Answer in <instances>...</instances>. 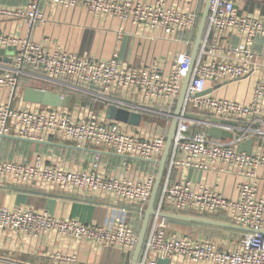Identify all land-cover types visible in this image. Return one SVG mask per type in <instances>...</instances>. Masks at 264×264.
<instances>
[{
  "label": "built area",
  "instance_id": "2783aa9c",
  "mask_svg": "<svg viewBox=\"0 0 264 264\" xmlns=\"http://www.w3.org/2000/svg\"><path fill=\"white\" fill-rule=\"evenodd\" d=\"M45 2L85 6L93 15L117 17L183 48L164 70L159 63L130 64L117 53L105 61L0 34V48L15 47L14 54L0 55V91L6 95L0 100V154L3 137L37 143L53 137L121 157V173L113 175L101 170L100 152L87 169L66 167L42 153H35L30 162L0 159V187L32 185L107 195L134 207L143 220L177 99L191 71L166 174L137 264H158L161 258L170 259V264H264V194L259 181V170L264 169V0H210L192 69L199 9L171 6L166 0H32L25 7L0 4V18H19L32 27L44 20ZM24 79L62 98L70 96L71 104L25 101ZM208 82L211 92L203 94ZM240 82L252 87L248 100L227 94ZM111 106L141 114L140 125L107 118L103 110ZM211 128L232 136L214 138L207 132ZM251 138L255 140L252 151H240V145ZM132 160L150 168L138 167L135 175ZM190 170L196 172L195 180L174 178L176 171L188 174ZM200 171L215 174L214 182L197 181ZM228 175L236 178L235 196H226L220 186L219 180ZM164 213L201 218L222 214L250 231H243L232 244H222L176 230ZM0 228L33 237L57 233L132 255L139 239V228L123 221L113 227L84 224L21 207L0 206ZM59 258L65 263L77 260L75 254Z\"/></svg>",
  "mask_w": 264,
  "mask_h": 264
},
{
  "label": "crops",
  "instance_id": "0c3cea01",
  "mask_svg": "<svg viewBox=\"0 0 264 264\" xmlns=\"http://www.w3.org/2000/svg\"><path fill=\"white\" fill-rule=\"evenodd\" d=\"M31 1L0 0V4L25 7ZM145 1L155 2L156 0ZM166 2L171 6L199 9L202 12L206 0H201L199 3L193 0H166ZM42 7L44 20L32 27L19 18H0V34L30 39L49 49L55 48L79 55H90L105 61L117 53L120 59L130 64L159 63L164 70L172 66L176 53L183 48L176 42L156 38L150 31L131 23H124L117 17L93 15L85 6L63 7L45 2ZM23 84V89L27 86H34L27 79L23 80ZM207 87L211 89V82H208ZM251 89V85L240 82L234 85L227 94L230 97L248 100L251 96ZM4 96H6L5 92L0 91V100L4 99ZM72 103V106L76 104ZM109 108L103 110L106 117ZM157 131H161L159 127ZM12 140L20 139L3 137L2 147L4 146V149H1V160L30 162L35 153H42L52 161L66 167L87 169L94 155L100 152L102 154L101 170L109 175L121 173L119 166L121 157L103 148L79 147L66 140H55L54 144L24 140L39 144L41 147L37 150L28 151L27 149L25 151L19 145L10 143L5 145L6 141ZM12 153L13 157H8ZM131 162L135 175L138 167L150 168L147 163L139 160ZM259 175L260 192L264 194V169L259 170ZM174 178L189 179L188 174L183 171H176ZM201 178L212 183L215 174L204 173ZM198 179L199 175L197 181ZM219 183L226 196L236 195L234 176H224ZM0 206L10 209L15 207L34 209L60 219H73L84 224H99L107 227H113L117 222L123 221L140 228L142 222L134 207L114 202L107 195L86 191H66L58 187L32 185L0 187ZM174 227L184 232L179 230V227L183 226L174 225ZM185 227L188 228V226ZM235 231L240 236L243 232ZM63 254H75L77 260L74 263H65L59 258ZM132 259L133 255L130 252L113 246H95L89 242L78 241L57 233L33 237L0 228V264H131Z\"/></svg>",
  "mask_w": 264,
  "mask_h": 264
},
{
  "label": "water",
  "instance_id": "95a60500",
  "mask_svg": "<svg viewBox=\"0 0 264 264\" xmlns=\"http://www.w3.org/2000/svg\"><path fill=\"white\" fill-rule=\"evenodd\" d=\"M209 8H210V0H206V3L204 5L203 11L201 13V18L197 27V32H196V37L194 41V46L192 49V64H191V69L195 63V60L197 58V54L199 51V47L201 44V41L203 39L204 31L206 28L207 24V19L209 15ZM15 52V47L9 46L5 49L0 48V55L3 54H14ZM5 61H10V59H5ZM190 74L185 78L183 87L181 89L180 95L177 99V104H176V109H175V114L172 119V122L170 124L169 130H168V135H167V141L166 145L164 148V151L162 153V156L160 160L158 161V168H157V177H156V182L153 188V192L150 198V201L147 205V209L145 211V216L143 219L142 226L139 231V239L137 243V247L135 249V252L133 254V259L131 264H137L138 259L140 257L141 251L143 249L149 223L151 216L155 213V205L158 199L160 187L164 178V173L166 170V165L168 162V158L172 149L173 145V140L175 137L176 129H177V124H178V117L181 114L182 107L184 104L185 96L187 93V88L188 84L190 81ZM211 92V89L206 90L203 94ZM23 99L27 102H35V103H42L44 105H51V106H68L70 103V96H67L65 98H62L61 95L57 92H54L52 90H42L34 86H27L24 88L23 91ZM107 117L110 119H115L118 121H123L127 122L130 125L133 126H139L142 115L138 113H129L126 110L123 109H116V107L111 106L107 112ZM208 134L214 138H226L228 136H232L230 133L226 131H222L216 128H211L207 130ZM254 138L249 139L245 143L241 144L239 147V150L246 151L250 153L252 151V146L254 144ZM49 144H54L53 137H49V139L45 142ZM196 172L194 170H190L188 173V178L195 180V175ZM199 179L202 177V172H198ZM169 223L174 224V225H181V226H192L195 223L199 224H204V225H210V226H216V227H221V228H227V229H234L238 231H250V229L234 225L232 223H227V222H222V221H217L213 220L210 218H201V217H194V216H188V215H179L175 213H164L163 214ZM171 260L170 259H159L158 264H170Z\"/></svg>",
  "mask_w": 264,
  "mask_h": 264
},
{
  "label": "rangeland",
  "instance_id": "374dc122",
  "mask_svg": "<svg viewBox=\"0 0 264 264\" xmlns=\"http://www.w3.org/2000/svg\"><path fill=\"white\" fill-rule=\"evenodd\" d=\"M156 121H158L160 124H163L162 119L156 118ZM8 143L12 145H19L22 150H27L32 151V150H37L40 149L39 144H32L30 142H26L24 140H12V141H6L5 145ZM4 149V146L2 147V150ZM8 157L12 158L13 153L9 154ZM207 218L217 220V221H222V222H227L229 223L228 219L224 215H209ZM143 220L140 223V228L142 226ZM139 228V231H140ZM179 230L184 231V232H189L192 234H195L197 236H203L206 238H209L211 240H217L221 242L222 244H232L236 241L238 237H240V234L236 232L235 230H229V229H223V228H214V227H209L208 225L204 224H193L191 228H186L185 226L179 227Z\"/></svg>",
  "mask_w": 264,
  "mask_h": 264
},
{
  "label": "trees",
  "instance_id": "16d2710c",
  "mask_svg": "<svg viewBox=\"0 0 264 264\" xmlns=\"http://www.w3.org/2000/svg\"><path fill=\"white\" fill-rule=\"evenodd\" d=\"M165 174H166V170H165V173H164V176H165ZM164 179V178H163ZM209 227H214V228H220V227H216V226H210V225H208Z\"/></svg>",
  "mask_w": 264,
  "mask_h": 264
}]
</instances>
